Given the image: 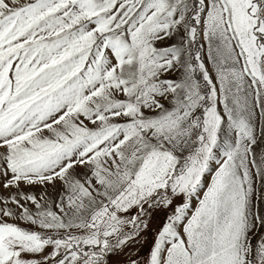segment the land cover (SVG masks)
Here are the masks:
<instances>
[{
	"label": "snow or ice",
	"instance_id": "6c2138e0",
	"mask_svg": "<svg viewBox=\"0 0 264 264\" xmlns=\"http://www.w3.org/2000/svg\"><path fill=\"white\" fill-rule=\"evenodd\" d=\"M0 264H264V0H0Z\"/></svg>",
	"mask_w": 264,
	"mask_h": 264
}]
</instances>
